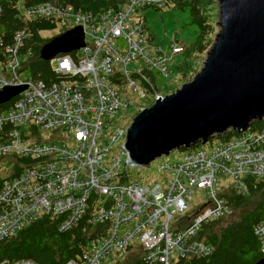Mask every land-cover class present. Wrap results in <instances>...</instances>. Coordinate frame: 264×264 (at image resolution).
<instances>
[{"label":"built area","instance_id":"1","mask_svg":"<svg viewBox=\"0 0 264 264\" xmlns=\"http://www.w3.org/2000/svg\"><path fill=\"white\" fill-rule=\"evenodd\" d=\"M166 2L129 0L117 12L92 16L49 3L22 11L26 19L48 18L67 30L80 27L84 46L50 60L57 77L50 84L21 80L22 57L18 53L26 39L24 33L18 32L5 49L7 62L0 64V91L18 86L26 89L0 113V162L15 157L28 163L17 176L3 179L0 186V242L49 216L60 220L61 232L81 220L106 225L103 236L65 264H102L129 246H140L143 264L203 259L214 247L199 240V233L231 214L219 193L231 188L235 195H244L247 179L264 181V129L237 133L212 146L209 153L204 149L184 151L180 161L159 166L158 181L151 187L129 179L126 166L133 165L125 143L130 125L107 129L120 111L134 107L133 119L163 98L154 71L168 77V62L185 47L175 39L166 52L153 45L139 11L161 9ZM69 23L74 26L68 27ZM117 39L125 42L123 50L118 49ZM146 99L150 105L139 104ZM40 131L51 133L50 139L44 140ZM118 143L117 155L112 156L110 146ZM219 178L230 184L217 186ZM193 190L204 191L208 202L182 222L181 218L191 213L187 201ZM262 212L253 234L264 256V206Z\"/></svg>","mask_w":264,"mask_h":264},{"label":"trees","instance_id":"2","mask_svg":"<svg viewBox=\"0 0 264 264\" xmlns=\"http://www.w3.org/2000/svg\"><path fill=\"white\" fill-rule=\"evenodd\" d=\"M129 0H0V64L7 62L6 47L14 42L18 32L24 33L26 39L19 49L20 72L29 71L32 80H40L50 84L57 80L51 61L40 57L42 46L51 38H43L41 32L56 29L57 24L48 18L38 20L26 19L22 15L24 9L49 3L60 7L69 6L74 13L97 15L102 12H117ZM166 6L177 10H187L191 23L196 27L195 39L179 55L178 64L174 65L181 80L197 69L191 59H197L210 47L214 37V22L210 21L208 7L214 0H166ZM144 28L145 22H144ZM62 27L59 34L66 31ZM58 34V35H59ZM212 36V38H211ZM180 80V81H181ZM173 93V92H172ZM12 102L0 106V113L10 107ZM264 129V120L252 122L248 130L259 132ZM237 136V132L227 131L214 136L206 146H216ZM197 143L190 150H201ZM187 151V150H185ZM28 160L15 157L6 158L3 168L9 177L17 176L27 166ZM0 181V186L2 184ZM247 193L235 195L231 188L219 193L230 207L231 214L203 227L198 239L214 247V252L203 259H175L173 264H256L263 255L260 253L259 241L253 234L254 226L262 220L264 206V181L247 179ZM198 211V210H197ZM196 211V212H197ZM195 213V212H194ZM194 213L185 214L181 221L187 222ZM81 220L74 228L61 232L58 230L60 220L56 217L42 216L35 222L6 237L0 242V264L32 260L35 264H65L75 260L89 249L94 239L103 236L106 225H91ZM112 264H143L140 246H129L123 253L110 259Z\"/></svg>","mask_w":264,"mask_h":264},{"label":"water","instance_id":"3","mask_svg":"<svg viewBox=\"0 0 264 264\" xmlns=\"http://www.w3.org/2000/svg\"><path fill=\"white\" fill-rule=\"evenodd\" d=\"M217 1L218 31L199 72L133 117L125 143L133 166L147 167L172 151L203 146L216 135L241 133L264 120V0ZM83 38L82 29L73 27L46 42L40 57L50 61L78 51ZM25 89L1 90L0 106ZM256 264H264V256Z\"/></svg>","mask_w":264,"mask_h":264},{"label":"rangeland","instance_id":"4","mask_svg":"<svg viewBox=\"0 0 264 264\" xmlns=\"http://www.w3.org/2000/svg\"><path fill=\"white\" fill-rule=\"evenodd\" d=\"M207 10L210 18H212V20L210 19V21L214 22L212 26L215 27V29L213 30L215 32V35L218 31V27L216 25L218 22V1L214 0L212 6L208 7ZM139 15L144 18L146 34L150 38L151 43L159 47L164 52L169 50V43L172 39L179 41L185 47H188L195 39L196 27L191 23L190 15L188 14L187 10H177L172 7L166 6L165 4L161 9H156L153 7L141 9L139 11ZM71 26L74 25L72 23H69L68 27ZM61 29L62 27L60 25H57L55 30L49 32H41L40 36L43 38H52L58 35ZM146 34H143V39H146ZM213 40L211 42V45L213 43ZM115 42L118 49L123 50L125 42L122 39H117ZM208 49L206 50V52L208 51ZM206 52L202 55V58L198 56L197 59H191V63L193 65L197 64V66L195 67L197 69V72H199L202 66ZM179 57L180 56L174 57L171 61L168 62L167 67L171 72L168 77L160 76L156 71H154L156 75V88L163 96H167L176 91L183 84L189 82L197 74L196 72V74L192 78H190L193 75V73H191L181 80V75L177 74L174 69V65L178 64L179 62ZM132 66V64L129 66V70L130 68H132ZM20 78L21 80L29 79V71L22 72ZM135 102L138 103L137 100H135ZM139 104L150 105L151 103L148 99H146L141 101ZM134 109V107H130L128 108V110L120 111L119 114L113 119L111 125L107 130L114 131L117 126H129L132 121L131 112H133ZM127 118H129L128 122H126ZM40 133L44 140L50 139L51 133L47 131H40ZM119 145L120 143L110 146L112 156L117 155L116 149L119 147ZM202 147L204 151L209 153L212 146L205 147V145H203ZM183 153L184 151H172L167 156H162L155 159L147 167L139 168L135 166H126V171L128 173L129 179L131 180V182L138 181L142 184H144L145 182L146 185L151 187L158 181L159 166L165 162L172 163L180 161ZM7 176V169L3 168V162H0V181L7 178ZM229 184L230 182L227 179L219 178L217 180V186L219 187H225ZM207 202L208 199L204 191L193 190L190 196V201L187 202L189 208L188 211L194 213L200 207H203ZM110 259L111 258H106L102 264H112L113 261H111Z\"/></svg>","mask_w":264,"mask_h":264},{"label":"bare ground","instance_id":"5","mask_svg":"<svg viewBox=\"0 0 264 264\" xmlns=\"http://www.w3.org/2000/svg\"><path fill=\"white\" fill-rule=\"evenodd\" d=\"M139 113H140V112H139ZM139 113H138L137 115H139ZM137 115H136V116H137ZM131 126H132V125H131ZM132 167H133V166H132ZM135 167H136V166H135ZM189 201H190V200H189ZM187 202H188V201H187ZM187 204H188V203H187ZM98 225H99V224H98ZM102 225H103V224H102ZM59 231H60V230H59ZM104 232H105V231H104ZM98 237H100V236H98ZM142 253H143V252H142ZM31 261H32V260H31Z\"/></svg>","mask_w":264,"mask_h":264},{"label":"clouds","instance_id":"6","mask_svg":"<svg viewBox=\"0 0 264 264\" xmlns=\"http://www.w3.org/2000/svg\"><path fill=\"white\" fill-rule=\"evenodd\" d=\"M164 98V97H163ZM230 131V130H229ZM190 150V149H189Z\"/></svg>","mask_w":264,"mask_h":264}]
</instances>
